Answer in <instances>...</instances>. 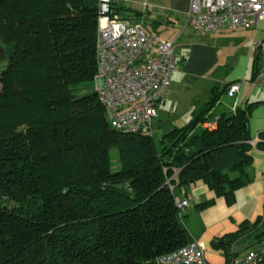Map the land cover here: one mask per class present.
<instances>
[{
    "label": "trees",
    "instance_id": "trees-1",
    "mask_svg": "<svg viewBox=\"0 0 264 264\" xmlns=\"http://www.w3.org/2000/svg\"><path fill=\"white\" fill-rule=\"evenodd\" d=\"M98 16L99 0H0V264H161L191 241L175 190L201 181L214 197L197 209L231 205L264 147V131L250 142L255 102L213 111L230 83L158 143L111 127L96 89L81 88L96 80ZM238 241L264 260V209L211 246L227 263Z\"/></svg>",
    "mask_w": 264,
    "mask_h": 264
},
{
    "label": "crops",
    "instance_id": "crops-1",
    "mask_svg": "<svg viewBox=\"0 0 264 264\" xmlns=\"http://www.w3.org/2000/svg\"><path fill=\"white\" fill-rule=\"evenodd\" d=\"M112 2L116 6L130 9L123 12L125 13L123 17L132 21L142 20L144 26L156 33L160 39L173 42L176 70L172 73L166 95L159 104L157 122L161 121V113L168 118L174 115L175 121L180 117V113L183 114L181 116L190 115L208 100L210 89L215 84L222 87L240 81V91L234 96L230 108L255 102L249 122L254 132L264 131V97L257 99V92L261 90L254 83L253 76L251 75L248 81L246 79V71L254 60L251 53L254 54V58L258 56L252 50V41L255 38L250 40V34L256 32L259 23L264 21H259L253 27L228 26L220 30L199 33L186 22L190 0H112ZM132 11H138L141 15L134 16ZM159 27L162 28L160 32L157 31ZM226 48L230 52L224 56L222 51ZM220 69L226 71L221 74ZM203 97H207V100L201 102ZM164 105L168 106L166 113L162 110ZM213 111L215 112V109ZM251 136V140L258 141V135ZM252 156L253 162L250 166L253 170L249 171L247 168L250 181L236 191L235 201L231 205H227L224 198L219 196L215 197L212 205L197 209L195 206L197 202L214 197L213 191L201 181L191 184L188 188L175 190L177 198L188 199L189 203L183 210L187 216L186 224L195 239L201 243L205 260L209 264L230 262L225 263V256L221 250L212 248L213 239L236 231L240 222L245 219L253 221L256 213L257 215L263 213L264 147L253 149ZM246 246V241L234 242L231 250L239 252L234 258L246 253L248 251Z\"/></svg>",
    "mask_w": 264,
    "mask_h": 264
},
{
    "label": "built area",
    "instance_id": "built-area-1",
    "mask_svg": "<svg viewBox=\"0 0 264 264\" xmlns=\"http://www.w3.org/2000/svg\"><path fill=\"white\" fill-rule=\"evenodd\" d=\"M112 0H99L95 43L97 97L111 127L127 133L153 135L158 107L164 99L170 77L176 70L173 42L160 39L144 26L110 12ZM264 21V0H190L186 22L195 32L224 27L247 28ZM257 53L254 83L264 93V43L253 39ZM240 81L229 84L230 96H237ZM233 106L232 109H234ZM215 127V122L205 124ZM250 142L255 145L257 140ZM188 199H175L180 210ZM254 249L228 264H255ZM161 264H209L196 239L159 258Z\"/></svg>",
    "mask_w": 264,
    "mask_h": 264
},
{
    "label": "rangeland",
    "instance_id": "rangeland-1",
    "mask_svg": "<svg viewBox=\"0 0 264 264\" xmlns=\"http://www.w3.org/2000/svg\"><path fill=\"white\" fill-rule=\"evenodd\" d=\"M161 30H162V28L159 27L157 31L160 32ZM231 31H233V30H231ZM253 38L260 39L264 43V22H260L259 25H258L257 31L256 32H252L250 34V40L253 39ZM222 52H223V54L225 56V55H228V53L230 51L226 48V49H223ZM220 55L222 56V54H220ZM251 56L254 59V54L253 53H251ZM3 67H4V63L0 62V72H1ZM225 71L226 70H224V69H220V73L221 74L223 72H225ZM251 75H252V66L250 65L249 68L246 71V77H247L246 79H247V81L252 77ZM96 82H97V80H93V81H90V82L83 83L81 85L82 92H88V91L95 90L96 86H97ZM256 96H257V99L258 98H263L264 94L261 91H258ZM203 98L204 99L201 102H204V101L207 100V97H203ZM234 99H235V97L234 96H230L228 91L225 89L223 91V93H221L220 99L218 100V102L216 103V105L214 107L215 108V112H218V111L223 110V109H229L231 107V105L233 104ZM167 107H168L167 105H164L162 107V110L163 111L165 110L164 111L165 113L167 112ZM180 114L183 115L182 113H180ZM181 115H180V117L177 118V121H175L176 118L173 117L174 115L168 118L167 115H165L164 113H161V121H159V122L155 121L154 126H153V136H152L153 139L158 143L161 135L164 134L165 132H167L168 130H170L173 126H175V125L181 126V125L185 124L188 121L190 115L189 114H185L184 116H181ZM172 120H173V122H172ZM174 121H175V123H174ZM248 123H249V135L250 136L251 135H258V133L256 131L254 132V129L251 128V122H249V120H248ZM111 156H112V160H113V167H116L117 159H118V152H117L116 148L111 150ZM248 170L252 171L253 167L249 166ZM182 214H183V219H184L185 223L188 224L187 216L184 214V211L182 212ZM257 214L258 213H256V215L253 218V220L258 216ZM188 230L191 233V241L195 240V237H194L193 233L190 231L189 227H188ZM258 250L260 252H262L263 255H264V245L260 246L258 248ZM257 264H264V260L257 262Z\"/></svg>",
    "mask_w": 264,
    "mask_h": 264
},
{
    "label": "water",
    "instance_id": "water-1",
    "mask_svg": "<svg viewBox=\"0 0 264 264\" xmlns=\"http://www.w3.org/2000/svg\"><path fill=\"white\" fill-rule=\"evenodd\" d=\"M97 83V82H96ZM248 126V125H247Z\"/></svg>",
    "mask_w": 264,
    "mask_h": 264
}]
</instances>
